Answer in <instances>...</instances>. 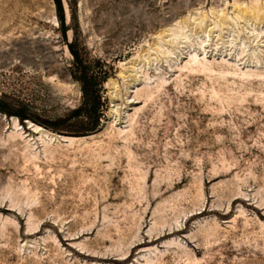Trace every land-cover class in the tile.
Instances as JSON below:
<instances>
[{
  "label": "rangeland",
  "instance_id": "1",
  "mask_svg": "<svg viewBox=\"0 0 264 264\" xmlns=\"http://www.w3.org/2000/svg\"><path fill=\"white\" fill-rule=\"evenodd\" d=\"M60 1L0 0V264H264V0Z\"/></svg>",
  "mask_w": 264,
  "mask_h": 264
},
{
  "label": "trees",
  "instance_id": "2",
  "mask_svg": "<svg viewBox=\"0 0 264 264\" xmlns=\"http://www.w3.org/2000/svg\"><path fill=\"white\" fill-rule=\"evenodd\" d=\"M58 8L61 10V1L54 0ZM60 21L63 23L62 10L60 11ZM67 48L72 56V74L81 84V91L83 97V104L77 110H75L71 117L62 121V127L60 131L72 134H81L95 131L99 126V119L102 108V97L100 96V79H98L93 73L90 74L88 68L84 65L83 60L80 58L75 46L70 43ZM83 116L88 124L83 125L81 123L71 122L72 119Z\"/></svg>",
  "mask_w": 264,
  "mask_h": 264
},
{
  "label": "bare ground",
  "instance_id": "3",
  "mask_svg": "<svg viewBox=\"0 0 264 264\" xmlns=\"http://www.w3.org/2000/svg\"><path fill=\"white\" fill-rule=\"evenodd\" d=\"M203 43H204V42H203ZM202 48H203V47H202ZM203 53H204V52H203ZM193 55H194V54H193ZM195 56H196V55H195ZM191 57H193V56H191ZM197 59H198V58L194 57V58H192V61H193V62H196ZM201 59H202V58H201ZM190 60H191V59H190ZM198 60H199V59H198ZM193 62H192V63H193ZM203 62H204V61H203ZM203 62L201 61V64H202ZM192 63H191V64H192ZM188 64H189V63H188ZM193 64H194V63H193ZM195 64H196V63H195ZM198 64H199V63H198ZM204 66H205V64H204ZM207 66H208V64H207ZM201 67H202V66H201ZM206 69H207V67H206ZM14 123H15V122H14ZM13 125H15V124H13ZM15 126H16V125H15ZM16 127H17V126H16ZM16 127H15V128H16ZM36 128H37V127H36ZM66 140H67V139H66Z\"/></svg>",
  "mask_w": 264,
  "mask_h": 264
}]
</instances>
